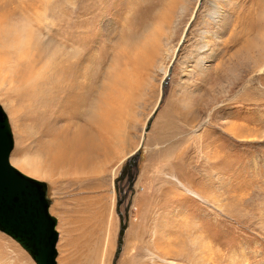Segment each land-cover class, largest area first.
<instances>
[{"label": "rangeland", "instance_id": "rangeland-1", "mask_svg": "<svg viewBox=\"0 0 264 264\" xmlns=\"http://www.w3.org/2000/svg\"><path fill=\"white\" fill-rule=\"evenodd\" d=\"M176 1L171 21L150 20L141 45L128 53L143 55L134 67L121 61L128 54L117 47L123 2L114 9L105 1L103 12L86 20L83 0H0V106L14 140L9 161L47 185L49 212L57 219V264H112L118 213L124 218L128 203L116 264H264V50L246 46L264 33V0L221 2L228 21L217 39L205 16L213 0ZM139 2L137 16L141 8L160 14L168 0L159 8L156 0ZM75 9L81 38L90 53L102 50V65L92 109L69 121V134L98 149L86 172L54 167L45 176L52 169L45 130L27 109L14 67L35 58L38 74H50L65 51L66 28L58 24ZM202 43L208 48L203 56L212 55L204 72L189 58ZM150 51L155 54L148 57ZM110 79L115 82L105 87ZM6 252L35 264L0 232V257Z\"/></svg>", "mask_w": 264, "mask_h": 264}, {"label": "bare ground", "instance_id": "bare-ground-1", "mask_svg": "<svg viewBox=\"0 0 264 264\" xmlns=\"http://www.w3.org/2000/svg\"><path fill=\"white\" fill-rule=\"evenodd\" d=\"M83 1L84 6L82 9L83 13H85L86 20L92 18L96 14L103 12L104 9L102 8V5L105 1L107 6L109 4V0ZM110 1H113L111 7L114 9H119V6L122 2L123 5L125 4V9L122 8L123 14L120 16V18L123 20V26L120 30V33L118 32L119 34H116L119 54L121 52H125L126 54L130 52L133 53L135 47L141 45V39L144 36L143 33L151 25L149 24L150 20L152 23L156 22V24L159 22H161V24H168L171 21V12L173 9L172 0H168L167 6L164 7L163 11L161 8L162 12L160 14L157 9L154 10L155 8H153V11L150 10V8H148L146 11L141 8L144 14L141 15L139 13V16H137V12L140 8L139 0ZM226 1L227 0L210 1L208 12L205 14V16L209 17L215 29L214 31L208 33L210 36L215 37L216 39L218 33L224 29L228 21L227 18H225L226 13L224 14L222 7L220 6L221 2ZM154 4L156 8H159L160 5L163 4V0H156ZM176 6H178V4H176ZM174 10H176V7ZM76 13V9L74 12L67 13L68 16L63 19V21L61 20V22L58 24V28L62 26H65L66 28L67 33L64 39L65 51L60 52L58 62L53 64L50 74H38V70L35 67V64L38 60L35 58L28 60L24 64L17 63L14 67L16 71V82L21 88V96L27 101V109L33 110L36 113L45 130L44 134L47 140L45 146V157L47 158L50 167H52V169H49V172H47L45 176H48L54 167H67L74 169L72 171L73 173L86 172L85 170H88V165L90 163L89 155L93 150L98 149V146L95 144L89 141L84 143V141L82 142L78 137L70 136L69 134L71 129V119L78 113L82 115L83 113L87 112V110L92 109L93 98L98 88L97 84L102 65V50L98 53H90V49L88 50L86 42L81 38V30L79 29V25L83 24L80 22L78 25V19L74 18H80L75 15ZM235 18L239 20L240 17L237 14ZM102 26L103 22L100 23V27ZM207 29L205 28V31H207ZM205 31L202 32L203 35L206 34ZM259 35L260 34L256 33L253 38L248 41L246 46L250 48L252 47V50H254V48L257 46L261 50H264V33L262 36ZM259 37H261V42H259ZM200 38V40H202V37ZM157 50L159 49L157 48ZM146 51H149V48L147 49L145 46L144 54ZM154 51L148 52L147 56L149 57L155 54ZM207 51V44L202 43L196 46V49L192 51V54L189 57L191 58V62L194 64V66L196 65L201 72L208 71V65L206 63L210 62L212 58L210 52L203 56V54H205ZM139 54H142V52ZM135 55L128 54L127 57L123 56L120 59L129 65L133 64L134 67H138L142 61L143 55L142 57ZM36 56L40 57V54ZM90 62L92 66L87 69L86 66ZM185 62L187 63V61ZM109 78L110 73L107 76V79ZM114 82L115 79H110L105 87H109ZM121 84L122 83H120L119 86H121ZM110 94H112V92H110ZM105 100L106 98L104 97L101 103H103ZM11 110L13 111V109ZM100 110L101 113L104 112L102 107ZM67 112H69L68 115ZM64 120L67 121L68 124L57 128V123H60V121L62 122ZM98 122L99 112L97 109L95 115H93V118L91 119V123L97 127ZM101 127L103 126L101 125ZM2 256L3 257H0V261H10L12 264H26L21 259L12 257L7 252L2 254ZM233 260H236V258L234 257ZM238 262L241 263V260Z\"/></svg>", "mask_w": 264, "mask_h": 264}, {"label": "water", "instance_id": "water-1", "mask_svg": "<svg viewBox=\"0 0 264 264\" xmlns=\"http://www.w3.org/2000/svg\"><path fill=\"white\" fill-rule=\"evenodd\" d=\"M158 107L153 114H157ZM148 131L146 126L145 133ZM13 145L8 118L0 107V232L15 241L35 264H57V219L49 212L51 201L47 185L36 179L29 180V176L10 166ZM136 153L129 161L128 171L136 165L139 150ZM128 177V188L132 190L130 172ZM129 205L125 208L124 218L118 213L120 226L112 264H116L121 253Z\"/></svg>", "mask_w": 264, "mask_h": 264}, {"label": "snow or ice", "instance_id": "snow-or-ice-1", "mask_svg": "<svg viewBox=\"0 0 264 264\" xmlns=\"http://www.w3.org/2000/svg\"><path fill=\"white\" fill-rule=\"evenodd\" d=\"M161 102H163V101H161ZM0 107H3V106H0ZM159 111V109H157V112ZM155 119V113L153 114V116L149 119V121H148V124H147V129L148 130H150L151 129V126H152V122H153V120ZM138 154V153H137ZM9 164H10V161H9ZM10 166L11 167H13L14 168V166H12L11 164H10ZM17 171H19V170H17ZM122 178V176H120V177H117L116 179H117V181L119 180V179H121ZM29 180H34L35 178L34 177H29L28 178ZM123 236V235H122ZM123 241V240H122Z\"/></svg>", "mask_w": 264, "mask_h": 264}]
</instances>
